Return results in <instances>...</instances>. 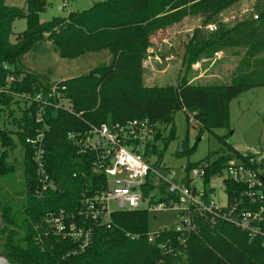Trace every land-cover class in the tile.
<instances>
[{
    "label": "trees",
    "instance_id": "1",
    "mask_svg": "<svg viewBox=\"0 0 264 264\" xmlns=\"http://www.w3.org/2000/svg\"><path fill=\"white\" fill-rule=\"evenodd\" d=\"M0 0V78L8 75L19 79L12 88L16 93H47L55 84L45 76L27 72L25 55L50 42L62 59L75 60L106 51L108 65L89 74L56 84L66 88L71 111L50 109L45 114L48 131L45 138L47 171L57 190L36 197V168L26 139L37 126L29 112L21 120L13 119L16 132L0 128V176L10 185L16 174V162L9 154L21 148L24 166L20 204L5 193L0 205V258L8 264H264L261 240H251L236 226L216 218L212 224L204 217L197 219V230L183 236L174 230L159 231L156 243L150 244L149 213L145 210L113 212L107 221L86 219L83 202L107 187L106 177L94 166L92 154H79L69 139L103 124H125L149 120L159 129H170L166 146L175 139V117L178 112L192 117L203 130L212 132L228 128L229 105L243 92L264 87V0H256L258 14L224 27L220 16L243 0H104L82 12L40 22L46 0H26L24 7ZM17 4V0H13ZM188 17L202 20L201 27L216 25L217 31L207 36L202 28L194 31L187 44L184 64L193 66L202 58L232 50L239 59L232 79L225 84L203 83L200 78L176 86L152 87L144 80V63L149 58L151 38L161 30L182 23ZM25 20L26 30L11 41L16 21ZM8 67L9 69H5ZM202 78V77H201ZM7 107H19L10 96L1 98ZM11 116L13 113H10ZM161 137L160 131L157 139ZM183 143L179 155L191 154ZM232 154L217 161L193 164L202 167L207 185L214 176L222 175L233 159L247 162L244 153L233 148ZM156 156V150L151 152ZM159 161L163 153L157 154ZM248 156H251L248 154ZM158 165L155 164V167ZM255 168L264 169L262 164ZM188 185L189 181L184 180ZM229 205L248 204L244 197L247 186L223 181ZM162 189V188H161ZM166 203L176 196L161 198ZM64 213L67 223L91 229V242L84 250L72 238L54 233L46 222L49 215ZM164 245V248L160 246Z\"/></svg>",
    "mask_w": 264,
    "mask_h": 264
},
{
    "label": "built area",
    "instance_id": "2",
    "mask_svg": "<svg viewBox=\"0 0 264 264\" xmlns=\"http://www.w3.org/2000/svg\"><path fill=\"white\" fill-rule=\"evenodd\" d=\"M62 7L64 8L65 5ZM254 18L256 19L257 16L255 15ZM207 30L214 33L217 31V26L209 25ZM222 57V51L215 53L211 58L197 61L192 68L201 73L199 76L201 78ZM5 69L9 68L5 67ZM17 81L19 79L13 75H8L4 83L0 78V100L4 96L14 98L25 111L29 112L37 126L33 135L26 139V143L38 179L34 195L42 197L49 191L57 190L55 182L47 171L45 138L48 126L45 122V114L51 108L71 111L72 106L66 97V88L58 89L56 86L58 83L47 93L40 91L33 94L29 92L19 94L12 88ZM157 133V126L152 125L149 120H133L125 124H103L100 127H92L81 135H69L79 154H92L95 168L106 177V189L83 202L86 219L107 221L113 213L110 209L111 202H116L120 207L121 210L117 212L145 210L150 214L173 211L178 219L176 226L159 231L174 230L182 235L180 240H183V236L198 229L199 217L206 218L212 224L216 223V218H220L239 228L251 240L259 238L264 248V169L255 168V165L262 164L264 154L246 152L244 154L248 158L247 162L233 159L222 172L223 181H233L247 186L244 197L249 205L235 203L230 206L226 194L227 204L218 206L213 189L209 192L204 187L200 191L196 187L195 179L199 178L202 181L205 176V169L202 167L193 169L192 176L187 171L186 176L182 178H178L174 171L162 169L159 165L155 167L156 162H153V159L156 156L151 152L155 149ZM3 152L4 149L0 144V157ZM185 179L189 181L188 185L185 184ZM5 192L0 182V203ZM170 196H176V200H170L169 203L160 200L168 199ZM46 222L50 224L54 233L79 242L82 250L89 246L91 229L79 228L73 222L67 223L64 213L51 214ZM159 231L149 233L150 244L156 243Z\"/></svg>",
    "mask_w": 264,
    "mask_h": 264
},
{
    "label": "rangeland",
    "instance_id": "3",
    "mask_svg": "<svg viewBox=\"0 0 264 264\" xmlns=\"http://www.w3.org/2000/svg\"><path fill=\"white\" fill-rule=\"evenodd\" d=\"M10 0V4L24 7L26 0H17V4ZM104 0H46L45 11L40 14V22L46 23L57 17H67L70 12H82L90 9L94 3ZM256 0H243L240 4L224 12L219 22L224 27H231L238 21L251 18L258 14L255 5ZM65 7L63 8L62 6ZM62 7V8H61ZM202 20L195 17H188L182 23L177 24L166 30L158 31L152 38V47L149 49V58L144 63V80L147 86L152 87H176L184 78L187 82H192L199 78L200 72L193 70L192 66L184 64V54L190 39L195 30L202 28V33L208 35L210 32L201 27ZM25 20L16 21L13 26L11 41L15 42L18 34L26 30ZM151 58H165L168 68L160 72L151 62ZM239 59L232 55V50L223 51V57L206 72L200 80L210 84L228 83L237 70ZM111 59L109 54L104 51L99 54H89L84 57L69 60L62 59L50 42H44L40 48L25 55L24 65L26 71L45 76L49 82L56 84L73 78L85 76L101 65H108ZM167 61V60H166ZM23 106L7 107L0 103V128L10 132H16L17 127L13 119L21 120ZM10 113H13L11 116ZM230 121L228 128L216 129L208 132L202 129L201 125L190 118L188 122L184 112H178L175 117V139L171 140L166 146L170 129L161 126L158 129L161 137L154 142L156 158L153 162L162 169L174 171L178 178L186 176L188 167L193 164L206 163L228 157L232 154L230 149L240 153L260 152L264 154V87L254 88L243 92L231 101L229 105ZM183 143L187 144V150L196 145V149L191 154L179 155L178 151ZM163 153V160L159 161L157 154ZM9 160L16 162V174L11 179V185L7 184L3 178L5 193L14 196L17 205L20 204L18 194L22 192L24 180V166L21 148L9 154ZM159 168V167H158ZM192 169H189L190 176ZM223 175L214 176L210 183L205 185L201 179H195L198 190L206 188L207 191L214 190L215 201L218 206L227 204L222 181ZM205 185V186H204ZM4 199L1 200V207ZM112 212L120 211L116 202L110 203ZM2 212L0 211V228L2 227ZM149 232L156 233L163 228H172L177 224L176 213L173 211L156 212L149 214ZM5 258V257H4ZM6 259V258H5ZM7 261V260H6Z\"/></svg>",
    "mask_w": 264,
    "mask_h": 264
},
{
    "label": "water",
    "instance_id": "4",
    "mask_svg": "<svg viewBox=\"0 0 264 264\" xmlns=\"http://www.w3.org/2000/svg\"><path fill=\"white\" fill-rule=\"evenodd\" d=\"M150 60L160 72L165 71L168 67L165 58H151Z\"/></svg>",
    "mask_w": 264,
    "mask_h": 264
},
{
    "label": "bare ground",
    "instance_id": "5",
    "mask_svg": "<svg viewBox=\"0 0 264 264\" xmlns=\"http://www.w3.org/2000/svg\"><path fill=\"white\" fill-rule=\"evenodd\" d=\"M0 264H8V262L4 258H0Z\"/></svg>",
    "mask_w": 264,
    "mask_h": 264
},
{
    "label": "crops",
    "instance_id": "6",
    "mask_svg": "<svg viewBox=\"0 0 264 264\" xmlns=\"http://www.w3.org/2000/svg\"><path fill=\"white\" fill-rule=\"evenodd\" d=\"M240 3H241V2H240ZM240 3H239V4H240ZM166 60H167V62L171 61V60H169L168 58H167ZM167 68H168V67H167Z\"/></svg>",
    "mask_w": 264,
    "mask_h": 264
}]
</instances>
